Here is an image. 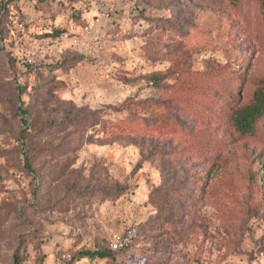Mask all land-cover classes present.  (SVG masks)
<instances>
[{"label":"rangeland","instance_id":"obj_1","mask_svg":"<svg viewBox=\"0 0 264 264\" xmlns=\"http://www.w3.org/2000/svg\"><path fill=\"white\" fill-rule=\"evenodd\" d=\"M257 78L264 0H0V264H264Z\"/></svg>","mask_w":264,"mask_h":264},{"label":"trees","instance_id":"obj_2","mask_svg":"<svg viewBox=\"0 0 264 264\" xmlns=\"http://www.w3.org/2000/svg\"><path fill=\"white\" fill-rule=\"evenodd\" d=\"M254 83L255 87L250 98L234 107L230 114L231 124L240 136H252L256 131L258 121L264 117V78H257ZM19 91L21 93L22 89ZM109 249L114 252L122 250H112L110 247ZM80 254L88 257L107 255L105 250H84L80 251ZM15 264H17L16 261Z\"/></svg>","mask_w":264,"mask_h":264},{"label":"built area","instance_id":"obj_3","mask_svg":"<svg viewBox=\"0 0 264 264\" xmlns=\"http://www.w3.org/2000/svg\"><path fill=\"white\" fill-rule=\"evenodd\" d=\"M135 234H136V229L133 227H129L125 231L113 232L110 237L109 247L112 250H119L126 248L132 242V239L135 236ZM69 258H70L69 254L63 253L61 255V259L63 261L68 260ZM59 264H64V263L59 262Z\"/></svg>","mask_w":264,"mask_h":264}]
</instances>
